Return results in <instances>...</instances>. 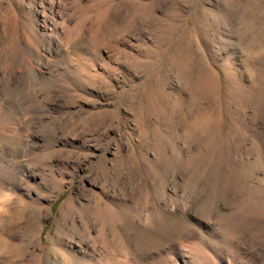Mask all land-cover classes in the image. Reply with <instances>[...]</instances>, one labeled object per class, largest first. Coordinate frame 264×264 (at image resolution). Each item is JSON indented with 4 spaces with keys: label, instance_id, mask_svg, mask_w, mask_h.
I'll use <instances>...</instances> for the list:
<instances>
[{
    "label": "rangeland",
    "instance_id": "obj_1",
    "mask_svg": "<svg viewBox=\"0 0 264 264\" xmlns=\"http://www.w3.org/2000/svg\"><path fill=\"white\" fill-rule=\"evenodd\" d=\"M53 263L264 264V0H0V264Z\"/></svg>",
    "mask_w": 264,
    "mask_h": 264
},
{
    "label": "bare ground",
    "instance_id": "obj_2",
    "mask_svg": "<svg viewBox=\"0 0 264 264\" xmlns=\"http://www.w3.org/2000/svg\"><path fill=\"white\" fill-rule=\"evenodd\" d=\"M37 241L39 242V238H37ZM57 251V250H56ZM57 256V255H56ZM54 264V263H53Z\"/></svg>",
    "mask_w": 264,
    "mask_h": 264
}]
</instances>
